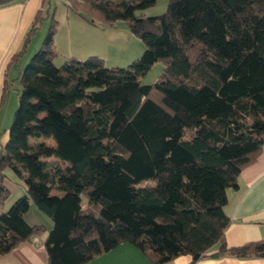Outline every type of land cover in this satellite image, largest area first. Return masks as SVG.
I'll return each instance as SVG.
<instances>
[{
    "label": "trees",
    "instance_id": "trees-1",
    "mask_svg": "<svg viewBox=\"0 0 264 264\" xmlns=\"http://www.w3.org/2000/svg\"><path fill=\"white\" fill-rule=\"evenodd\" d=\"M155 1L68 0L90 23L122 21L142 40L141 55L123 66L95 54L56 63L51 17L14 78L0 204L4 169L25 191L0 211V254L41 230L24 217L33 204L51 221L47 264H83L121 242L155 263L207 256L214 245L264 256V240L226 246L222 207L264 143V0H168L159 15L137 13ZM41 15L8 66L20 63ZM156 61L158 79L141 83Z\"/></svg>",
    "mask_w": 264,
    "mask_h": 264
},
{
    "label": "crops",
    "instance_id": "crops-1",
    "mask_svg": "<svg viewBox=\"0 0 264 264\" xmlns=\"http://www.w3.org/2000/svg\"><path fill=\"white\" fill-rule=\"evenodd\" d=\"M67 3L68 0H64V5L57 8L51 16L57 22L54 34L56 63H61L67 57L83 59L95 54L103 58L105 62L109 58L116 59L115 63L109 65L120 66L119 60H132L140 54L142 49L138 45L137 48L132 49L133 34L124 22L119 21L113 26L93 24L77 13L71 12ZM46 4L50 6L51 0H11L0 3V148L7 139L8 126L18 99L20 86L14 78L25 62L23 60L27 54L34 48L35 43L41 40L43 34L38 37L41 28L31 33L20 63L8 66V62L12 55L21 49L37 12L42 13ZM48 19L43 22L50 25L51 19L50 22ZM9 171L11 172L9 168L4 169L5 175L2 181L10 195H7L0 204V211L12 203L11 195L14 191L17 192L16 194H22L25 191L22 180L13 172L11 176ZM11 177L14 178L13 181ZM236 182V187H227L225 193L227 201L222 206L230 219L224 230L227 247L264 240V143L255 159L241 168ZM32 205L24 217L30 224L41 225V230L33 234L30 239L21 241L9 251L0 254V264H47L43 240L51 227V221L37 208L38 212H36ZM30 211H33L36 216V219H32L33 221L28 219ZM217 246H212L207 251V256L197 259H193L191 254H182L166 262L155 263L134 244L121 242L83 264H264V256L235 257L220 254ZM214 252L218 255L211 256Z\"/></svg>",
    "mask_w": 264,
    "mask_h": 264
},
{
    "label": "rangeland",
    "instance_id": "rangeland-1",
    "mask_svg": "<svg viewBox=\"0 0 264 264\" xmlns=\"http://www.w3.org/2000/svg\"><path fill=\"white\" fill-rule=\"evenodd\" d=\"M167 3H168V0H156L155 1V3L153 4V5H151V6H149V7H147V8H145V9H142V10H138L137 11V13H140V14H142L143 16H154V15H159V14H161V13H163L164 11H165V9H166V7H167ZM64 5V0H51V5L49 6L48 4H46V6H45V8H43L44 10L42 11V17H41V19H40V24H39V26L36 28V30L38 29H40V33H38V37H40V35H42L43 34V36L41 37V40H39V42L37 41V43H35L36 45H34V48H32L31 50H30V52L27 54V56H26V58H25V60H23V61H25V62H23V65H22V67L25 65V63L28 61V59L32 56V54L39 48V46H40V44H41V41H42V39H43V37H44V35H45V33H46V30H47V28H48V26H49V23H44L43 21L44 20H46V19H48L47 17H49L50 19H51V16H52V14L54 13V11H56V9L57 8H61L62 6ZM50 19H48V21L50 22ZM44 23V24H43ZM43 24V25H42ZM41 25H42V27H41ZM42 30V31H41ZM133 37H132V43H131V47H132V49L134 50L135 48H137V45L142 49L141 51H143L144 49V44H143V42H142V40L139 38V37H137V36H135V35H132ZM132 50V51H133ZM139 52L140 54L138 55V56H140L141 55V53L142 52ZM137 56V57H138ZM113 59V58H112ZM111 58H109L108 60H106V62H105V64L106 65H109L110 63H115L114 61L116 60V59H113L112 60ZM121 59V58H120ZM135 59V58H134ZM133 60V59H132ZM132 60H127V59H125V60H119V62L121 63V65L123 66V65H127L128 63H130ZM58 63V62H57ZM120 65V66H121ZM109 66H113V65H109ZM162 68H163V63H162V61H156V62H154L153 63V65L149 68V70L145 73V74H143L139 79H140V81H141V83H143V84H152L153 82H155L157 79H158V77L160 76V74H161V71H162ZM16 99H17V97H16ZM16 105H17V100H16ZM41 140H44V142H46V143H48V144H53L54 143V141L51 139V138H45V139H43V138H41ZM48 160H53V158L52 157H50V158H48ZM10 172V171H9ZM12 172V171H11ZM10 172V174H11V176H12V173ZM14 176V175H13ZM12 178V181L14 180V178L13 177H11ZM17 180V182L19 183V184H21L20 183V181L18 180V179H16ZM17 192H13L12 193V200H11V202L15 199V198H17L19 195H21V194H16ZM8 195H10V193H8ZM10 202V203H11ZM10 205V204H9ZM33 206V208H35V210H36V212H38V210L36 209V207H35V205H32ZM9 206H7L5 209H7ZM41 214H43V213H41ZM29 220L30 221H33L32 219H36V216H35V214L33 213V211H30L29 212ZM39 216V215H38ZM41 217L43 216V215H40ZM32 217V218H31ZM31 218V219H30ZM43 218H46L45 216H43Z\"/></svg>",
    "mask_w": 264,
    "mask_h": 264
},
{
    "label": "water",
    "instance_id": "water-1",
    "mask_svg": "<svg viewBox=\"0 0 264 264\" xmlns=\"http://www.w3.org/2000/svg\"><path fill=\"white\" fill-rule=\"evenodd\" d=\"M217 255H218V253H217V252H214L211 256H217ZM198 256H199L198 253H195V254L192 255L193 259H194V258L197 259Z\"/></svg>",
    "mask_w": 264,
    "mask_h": 264
}]
</instances>
